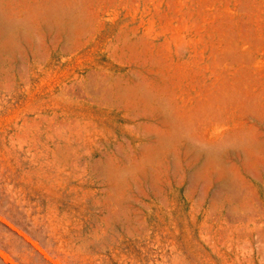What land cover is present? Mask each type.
<instances>
[{
	"label": "rangeland",
	"instance_id": "1",
	"mask_svg": "<svg viewBox=\"0 0 264 264\" xmlns=\"http://www.w3.org/2000/svg\"><path fill=\"white\" fill-rule=\"evenodd\" d=\"M0 264H264V0H0Z\"/></svg>",
	"mask_w": 264,
	"mask_h": 264
},
{
	"label": "bare ground",
	"instance_id": "2",
	"mask_svg": "<svg viewBox=\"0 0 264 264\" xmlns=\"http://www.w3.org/2000/svg\"><path fill=\"white\" fill-rule=\"evenodd\" d=\"M208 100V99H207ZM210 103V102H209ZM189 111V110H188Z\"/></svg>",
	"mask_w": 264,
	"mask_h": 264
}]
</instances>
